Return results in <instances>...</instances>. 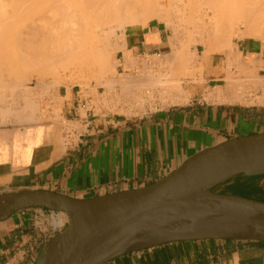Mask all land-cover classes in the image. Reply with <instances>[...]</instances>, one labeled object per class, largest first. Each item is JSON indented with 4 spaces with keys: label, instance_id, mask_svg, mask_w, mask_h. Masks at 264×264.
Wrapping results in <instances>:
<instances>
[{
    "label": "crops",
    "instance_id": "1",
    "mask_svg": "<svg viewBox=\"0 0 264 264\" xmlns=\"http://www.w3.org/2000/svg\"><path fill=\"white\" fill-rule=\"evenodd\" d=\"M124 48L136 54L167 51L168 35L154 23L134 24L125 29ZM237 50L248 60H264V41L244 38ZM219 60L212 57L206 65V81L217 79ZM189 91L185 102L124 116L93 115L81 108L79 89L58 87L62 120L76 127L63 129L66 143L50 123L0 130V191L36 188L89 198L135 188L161 178L204 146L247 133L245 128L264 130V103L211 102L199 90ZM216 190L259 196L264 193V175L236 178ZM48 213L42 207H28L0 221V264H33L52 231ZM258 243L178 241L101 264H264V244ZM6 253L11 257L5 262Z\"/></svg>",
    "mask_w": 264,
    "mask_h": 264
},
{
    "label": "water",
    "instance_id": "2",
    "mask_svg": "<svg viewBox=\"0 0 264 264\" xmlns=\"http://www.w3.org/2000/svg\"><path fill=\"white\" fill-rule=\"evenodd\" d=\"M258 175H264V130L204 146L135 188L89 198L36 188L0 191V221L28 207L68 215L41 243L33 264H101L188 240L264 242V200L216 190Z\"/></svg>",
    "mask_w": 264,
    "mask_h": 264
},
{
    "label": "bare ground",
    "instance_id": "3",
    "mask_svg": "<svg viewBox=\"0 0 264 264\" xmlns=\"http://www.w3.org/2000/svg\"><path fill=\"white\" fill-rule=\"evenodd\" d=\"M170 1L171 0H0V52H4L5 50L8 51L4 52V54L3 52L0 53V101H2V99L4 101V95H7L8 93V95H11L10 98L13 99L12 94L17 91H21L18 90L21 88L18 86V84H20L24 79H27V74L24 73L22 69L24 67L40 71L43 75L49 73V75L51 74V76H55V79H52L53 81L50 83L53 85H56V83H58L59 81V71L62 72L71 70L73 72V70L75 69L78 71L84 70L87 72L88 75L90 74L93 77H103V73H105L106 69H108V65H110L111 63L110 54L113 51V48H110L111 45L109 44V33L112 28L120 27L121 25L125 24L133 25L140 21H143L144 19L148 20L154 15H157L158 17H166V14H168V11L165 12L166 9L165 11H163L164 9L160 11L161 9H158L160 7H157V11L151 9V7L154 8V5L158 4L162 8L166 5V3H169ZM175 1H177V3L180 2L178 0ZM189 1L197 2V0H188V2ZM201 1H205L206 3L208 2V0ZM199 2L200 0H198L197 3ZM205 2L204 5H207ZM202 3H200L199 5L201 6ZM209 3L210 5L208 4L206 7L208 9L210 8L211 11L208 12L207 8L206 10L200 8L201 11L199 15L197 13V10L200 6L197 4L198 7H196L193 4L196 7H194V11L198 15V17L201 16V18H203L204 20L206 19L205 21H207L208 19H210V21L212 20V23L207 24L210 26L212 24L211 31L208 30L210 33L206 30L208 28H206L204 25L210 21H207L202 25L206 30L203 32H205L206 34L208 33V36L205 35L207 38L204 36L206 38L205 40H201V37L199 40V42L202 41L203 44L204 56H207L209 52L226 51L224 46H226L227 43L225 44V42H228L230 33H233L231 32L230 26L232 25L231 22L233 21L232 18L235 19L234 17H236V14L237 17L238 15L240 16L241 19L239 17L238 18L244 24L245 27L242 28V31H239V29L237 31L235 30V32H237L235 33L236 36H256L258 35L259 28L264 25V0H210ZM169 5L170 4H168V6ZM172 5L174 6L175 4L173 3ZM193 5L191 3L190 7H192ZM185 6L187 8L186 4ZM154 9H156V7ZM178 9L176 11H178ZM191 9H193V7L190 9L188 7V10L190 12ZM190 12L188 14L193 15ZM190 17L192 18V16ZM236 19L233 22H235ZM198 20L197 23L200 24H196L197 29L199 27H202L201 23L204 21L202 20V22H200L201 20H199L198 22ZM237 22H239V20ZM203 27L202 29L199 28L201 32L202 30H204ZM195 32L197 33V31ZM118 35L119 36L116 37H119L120 41H123L122 43L124 44V32L119 31ZM112 37L113 36H111V38ZM6 40H10L11 43ZM3 41L7 42H5V44L10 45V49L12 46V53L10 52V49H5L6 45L4 46ZM8 45L7 47H9ZM113 45L114 43H112V46ZM2 46L5 47V50ZM194 55L193 57H195ZM240 56L234 58L236 64L237 62L240 65L245 64L246 62L250 63L251 59H242ZM180 57L181 59H183L182 55ZM128 58L130 57L128 56ZM175 58L178 57H174V59ZM129 60H131L132 62V59ZM129 60L127 59V63L130 62ZM189 60L190 59H188V61ZM191 61L194 62V59H191ZM165 62L169 67L170 65H168V63L171 61L166 60ZM185 62H187L186 59ZM115 67L116 65L111 64V68L109 67L108 69H111V74L109 75V77L107 76L105 82H100L101 80L97 82L98 84L102 83L101 85L104 86L103 88H105L103 94L100 95L99 101L102 105H106V107L111 111H122L121 107L126 106V104L130 103L131 106H126L125 108H123L129 112L132 107L134 108L138 105L140 107V105L144 101H146V98L153 100L154 97H165V99L167 97L169 101L171 100L176 103L179 101L182 102V100L187 98L186 94L188 93H184L185 89L181 85L182 80L178 76L173 75L172 70L170 68L166 67L161 69V71L158 70L159 73L158 71L154 70H144V72L146 73H144L142 76H139L138 78H129L128 76L120 77ZM184 70L187 69L184 68ZM190 72L191 71H185V73L187 74H189ZM247 74L248 75H246V77H249V79H255V83H258L261 79L257 70L253 69L251 73L249 72ZM225 78V84L222 89H220L221 87H217L214 91H211V93H209L211 94L210 96L212 97V99L214 98L217 101L223 100L224 102L229 103L234 101H242L245 95H243L244 93H242L241 91L239 92L240 87L236 88L238 82V85H240L242 83V80L237 79V77L233 78L231 75H228ZM37 83L39 82L36 81L35 85H37L38 87ZM21 84L20 86H22ZM114 84H117L122 87L120 91V93L122 94L120 95L119 93L117 95V93L114 92V96L110 100V104H107V95L111 91L110 86ZM9 85L12 89L14 88V85L15 87L17 85L18 89L16 91L15 89H13L15 92L12 94V89V91L10 90L11 92L7 93L5 91V88L10 87ZM25 87H28L29 89L30 86ZM24 88L22 90H24ZM46 90L48 91L47 87H45V91ZM3 91L6 93L3 94ZM27 91L28 93L26 91L25 92L29 94V90ZM15 94L14 96L17 97V95ZM209 94L208 98H210ZM8 95L6 96V99L8 98ZM122 96L125 98L124 104L121 103ZM18 98L16 99L18 100ZM12 99L10 101L15 102L14 100L12 101ZM30 99H28V97L25 98V101H23L25 105L22 108L18 107L19 109H12L10 108V105V107H8V105H0V119L2 121H6V118L11 114L10 110H14L12 112V116L14 117L12 121L15 120V117L17 120H19L20 118H24L25 120L38 121L40 119V115H44L45 112L42 113L43 111H38V107ZM132 102H134V105L132 104ZM117 104L120 106H118ZM131 112L132 111H130L129 113ZM1 120L0 122H2ZM57 213V216H60L58 218L61 219H57L59 221L58 223L63 222L60 225L62 226L65 222L68 221V215L64 212ZM62 215H64L65 218ZM60 226L55 227L54 230L58 229ZM54 230L52 229V231Z\"/></svg>",
    "mask_w": 264,
    "mask_h": 264
},
{
    "label": "rangeland",
    "instance_id": "4",
    "mask_svg": "<svg viewBox=\"0 0 264 264\" xmlns=\"http://www.w3.org/2000/svg\"><path fill=\"white\" fill-rule=\"evenodd\" d=\"M178 1H180V2L177 3V1L171 0L169 3H166V5L163 6L165 8H163V7L161 8V6L158 5V4H156V2H155V4L158 5V6L154 5L156 7V9H154L155 7L154 8L151 7V9L157 10V7H160V8H158L159 10L161 9L160 11H162V9H164L163 11H165V9H166L165 12L168 11L167 12L168 14H166V17H161V16L158 17L157 15H154L155 17L152 16V17H150V19H148V20L147 19L146 20L144 19L143 21H140V22H138L136 24L154 23V24H157L158 26L164 28V30L166 31V33L168 35V40H169V48H168L167 51L160 50V52H161V54L163 56V63H161L160 66H161L162 69L163 68H166V67L167 68H170L172 70V74L178 76L182 80L181 85L185 89L184 90V93H186V92L188 93V94H186V96H187V98H185L186 100L184 99L185 101H187V99H188V97L190 95V91L189 90H191V89L192 90H199L200 92H202L203 93L202 96H204V98L206 100H209V101H211V100L217 101L214 98L212 99V97L210 96L211 94H209V93H211V91H214L217 87L218 88L221 87L220 89H222V87H224V84H225V80H226L225 77L228 76V75H231L233 78L234 77L235 78L237 77V79H241V77H244V76L248 75L247 73H249V72L251 73V71L254 69V70H257L259 72V76H260V70H261V67L264 65V60H262V59L253 60L252 59L251 60L252 62L250 61V63L249 62H246L245 64H241L240 65L238 62H237V64L235 63V59L234 58L235 57H239L241 55L240 57L242 59H246L241 54V51L237 50V43H238L239 40L244 39V38H247V39H251V40H253V39L255 40L256 39V40L264 41V25H262L259 28L258 35H256V36H245V37H241L239 35L236 36L235 33H237V32H235V30L237 31L239 29V31H242V28H245V27H244V24L240 21L241 18H240L239 15H238V17L240 19L237 17V14H236V17L239 20V22H237L238 20L236 19V17H234L232 15L236 19V21L233 22L235 20L233 18H232L233 21L231 20L232 21L231 22L232 25L230 27H231V32H233V33L232 34L230 33L228 42L227 41L225 42V44L227 43V45L224 46L225 49H226V51L209 52V54L207 56H204V54H203V44H202V41L199 42V40H200V37H201V40L202 39L205 40L207 38L206 36H208L207 35L208 33L206 34L203 31H206V30L207 31L208 30L211 31L212 24H211V26L210 25H207V24L208 23H212V20L210 21V19H208L207 21H210V22H207V21H205L206 19L204 20L203 18H201V16L198 17V15L200 14L201 9L206 10V8H207L206 6L208 4L210 5V3H209L210 0H208L207 3L204 1L207 5H204V2L201 1V0H200L199 3H197L198 0H197V2L196 1H192V2L189 1L190 2V5H189L188 0H186V1L185 0H178ZM173 3L175 4L174 6L172 5ZM191 3H192V5L194 4L196 7H198V5L200 3H202L201 6L199 5L200 7H198L199 8L198 10L195 9V10H197L198 15L194 11V7H195L194 5L192 6L193 9H191V12L188 10V7H189V9L192 8V7H190L191 6ZM168 4H170V5L168 6ZM185 4L187 5V8H186ZM179 5L180 6L182 5L181 7L183 8V10H182V8ZM178 8H180V9H178ZM177 9H178V11H176ZM184 11H189L193 15H189L188 14L189 12H184ZM207 11L208 12L211 11L210 8L209 9L207 8ZM190 16H192V18ZM196 16H197V18H196ZM198 19L201 20L200 22H202V20H204L201 23V26L204 23L207 22L204 25L208 29L205 30V28L202 26L204 28V30H202V32H201L200 29H202V27L201 28L199 27L200 28V29L198 28L200 30V32H199V30L196 28L197 27L196 24H198V25L200 24V23H197V20ZM214 19H213V21H214ZM199 20H198V22H199ZM129 26H131V24L121 25L120 27H113L112 30L109 33V37L110 38H111V36H113L111 39L109 38V40H110V43L109 44L111 45L110 48H113V51L110 54V61H111V63L109 62L110 65H108V69H109V67L111 68V64H113V65H116V67H115L116 68V71H121L120 67H118V59H119L120 56H123L124 58H126L125 62H126L127 65H132L131 63H133V60L131 62V60H129V59H133L132 56L135 57L137 54H140V53H137V54L136 53H132L131 51L126 50L124 48V44L122 43L123 41L121 42L120 41V38L119 37L118 38L116 37V36H119L120 35V34L118 35L119 31L120 32L121 31L125 32V29L127 27H129ZM193 26H194V28H193ZM195 28H196V30H195ZM194 30L197 31V33ZM114 35H115V37H114ZM6 41H9V43H11L10 40H6ZM5 42L3 44H4V46L6 45L5 46L6 48L2 46L3 49L4 48L5 49H10V45L5 44ZM112 43H114L113 46H112ZM7 45L9 47H7ZM3 49H1V50H3ZM11 49H12V46H11ZM175 50L178 51V52H176ZM155 51H159V50H155ZM2 52H0V53H2ZM4 52H8V51L5 50ZM4 52H3V54H4ZM10 52L12 53V50ZM151 53H153V52H149L148 54H151ZM181 55H182V58L183 59H181V57H180ZM193 55L195 57H193ZM222 55L225 56L230 62H234V64H235L234 65L235 66V71H231L232 69L230 70V68H231L230 64H228L227 66H223L220 63V61H221V59H220L219 64H218V68L215 70L216 75H214L217 79L216 80H212V81H206L207 78L204 77V72L206 70V65L210 63V60H211L212 57L215 58V60H217L218 57L221 58ZM128 56L131 57V58H128ZM140 57H141V55H140ZM174 57H178L179 59L178 58H175L174 59ZM127 59L130 61L129 63H127ZM185 59H186L187 62H185ZM188 59H190V60L188 61ZM191 59L192 60L194 59V62L191 61ZM166 60L171 61V62L168 63V65H170L169 67L167 66V63L165 62ZM246 60H248V59H246ZM229 66H230V68H229ZM183 67L186 68L187 70H184ZM22 69H23V72L27 74V79H28V77H29V79L28 80L27 79H24L21 82L22 84L21 83L20 84L23 86V88L25 86H30L29 89H28V87H25L26 90L24 88V90L27 93H28L27 90H29V94H27L24 90H22L23 88H22V86H20V84H18V86L21 87L22 89L21 88L18 89L17 85H16L17 88L14 85V88L13 89H15V91L17 89L18 90H21L22 93H21V91L20 92L19 91L15 92L11 88V86L9 85L10 87L5 88V91L8 93V92H11L13 90L11 92V94L14 93V92L17 93V94L14 93L15 95H17V97L14 96V94H12L13 95V99H12V98H10L11 95H8L9 94L8 93L7 94L8 95V98H7L8 100L6 99V96L7 95H4V97H5L4 98V101L5 102L2 99V101H0V103H1L0 105L1 106H7L8 105V107L11 106L10 108H12V109L13 108L14 109L15 108L16 109H19L18 107L22 108L25 105L23 103V101H25L24 99L28 97V99L31 98L30 100H32L33 103L38 107V111L39 110H40V112L43 111L42 113L45 112L46 114L44 113V115H40V119L38 121H36V120H33V121L25 120L24 118H22V119L20 118L21 120L20 119L17 120L16 117H15V120L12 121V119H14V117L12 116L13 115L12 112L14 110H10L11 111V114H10L11 116L9 115L6 118V121L5 120L2 121L0 119L2 122H4V123L0 122V130L11 129V128L18 129V128L22 127V126L34 125V124H38V123H46V124L50 123V124H55L56 125L57 132L59 133L61 143H63V142L66 143L67 142V137H66L67 136L66 135L67 133H65V131L72 130L76 126L71 121H68V120H65V119L62 120V116H61L62 115L61 114L62 99L59 98V97H57V95H56L57 94V88L60 87V86H74L76 89H79L80 88L81 91H82V93H83V94H81V97L82 98L90 97L91 100L92 99H95V102H94V100H92V101L91 100H88V101H91V103H89L87 107L93 106L94 107V111L96 113L103 112L102 115H104V114H110V115L114 114V115L134 116V115H139V114H141V113H143L145 111L152 110L156 106L168 105V104H174V103H176V102L171 101V100L169 101V99L167 100V97H166V99H165V97L164 98H158V97L157 98L156 97L153 98L152 97L153 100H150L149 98L148 99L146 98V101H144L140 105V107H139L138 104H136L138 106L137 107L135 106V107L137 108L138 111L136 110L135 107H134L135 109L132 107L136 112L132 108L129 110V112L132 111L131 113H129L127 110L123 109L126 106H131L130 103L126 104V106L121 107L122 108V111H116L115 112V111H111L110 109H108L106 107V105H101L100 106L98 103H96V101L99 102L100 95H102L103 92H104V90H105V88H103L104 86L101 85L102 83L101 84L100 83L98 84L97 82L100 81V80H101L100 82H105L106 79H107V76L109 77V75L111 74V71H110L111 69L110 70L106 69L105 73H103V77H100V78L99 77L98 78L93 77L90 74L88 75L87 72L84 71V70L83 71H78V70L75 69V70H73V72L71 70L62 71V72L59 71L58 74H59V77L60 78L58 79L59 81H58V83H56V85L50 84L55 79V76H53V75L51 76V74L49 75V73L48 74L46 73V75L45 74L43 75V74H41L40 71H36L35 69H31V68H28V67H26V68L24 67ZM159 69L160 68H158V70ZM153 70L154 71H157V69L156 70L153 69ZM128 71H130V70H128ZM185 71H191L189 73L190 75L187 74V73H185ZM77 73L79 75L80 74L81 75L79 76ZM158 73H159V71H158ZM231 73H233V74H231ZM226 74H228V75H226ZM36 81L40 83V84L37 83L38 84V87H37V85H35L36 84ZM238 84H239V82H238ZM238 84H237V87L236 88L240 87L239 88V92L241 91L243 93V90H241V89H243V88H241L242 87V83L240 85H238ZM116 85L117 84H114V85L110 86V90L111 91L107 95V101H106L107 104H110V100L114 96V92H116L117 95L120 93L119 92L120 89ZM45 87H47L48 91L47 90L45 91ZM6 92L3 91V94H5ZM23 92H24V95H23ZM208 94H209V97L210 98H208ZM19 95H23V96H19ZM120 95H121V93H120ZM243 95H245L246 97L244 96L243 97L244 99H242V101H234L233 103H241V104H245V105H250L252 103H258V104H263L264 103V97L263 96H260V97L258 96L257 98L255 97L257 99L256 100L255 98L252 99V98L248 97L247 96L248 93H246V94L244 93ZM18 96H19V98H18ZM14 97L18 98V100L16 98H14ZM261 98H262V100H261ZM11 99H12V101L14 100L15 102H11L10 101ZM184 100H182V102H185ZM213 101H211V102H213ZM179 102H181V101H179ZM179 102H177V103H179ZM217 102H224V101L222 100V101H217ZM121 103L122 104L125 103V98L123 96L121 98ZM133 103L134 102H132V104ZM118 106H120V105H118ZM126 109H128V108H126ZM83 113H84V111H83ZM8 119L11 120L12 122L9 121ZM5 122H7V123H5ZM63 129H65V131ZM243 130L245 132L255 131L253 127H250L249 129L248 128H245ZM32 189H34V188H32ZM250 195H252L251 197H253V198H257V199L264 200V193L260 194L259 196H255L253 194H250ZM48 212H49L48 215H50L49 216V226L51 227V229L54 230L55 227L60 226L63 222L62 223L61 222L58 223L59 221L57 219H59L58 217H60L59 215L57 216L58 213L50 212V211H48ZM62 216L65 218L64 215H62ZM51 220H53V221H51ZM59 220H61V219H59ZM64 222H65V219H64ZM14 251L15 250L12 251L11 255L13 254ZM6 255H7V258H5L4 255L2 257V258H4V261L5 262H6L5 259H8V258L11 257V255L9 253H6Z\"/></svg>",
    "mask_w": 264,
    "mask_h": 264
},
{
    "label": "built area",
    "instance_id": "5",
    "mask_svg": "<svg viewBox=\"0 0 264 264\" xmlns=\"http://www.w3.org/2000/svg\"><path fill=\"white\" fill-rule=\"evenodd\" d=\"M140 55H141V57H140ZM132 58H133L132 59L133 63H131L132 65H127L125 62L126 58H124L123 56L119 57L118 67H120L121 71H118L117 73H118V75H120V77L128 76L129 78H138L139 76H142L144 73H146V72H144V70L152 71L153 69H157V71H158V68H160L159 70L162 69L160 65L163 62V56H162L160 51H155L151 54H148V53L137 54L135 57L132 56ZM220 59H221V61L220 60L219 61L223 66H227L228 64H230V66H231V68L229 66L230 70L232 69L231 71H235L234 62H230L223 55L221 56ZM128 70H130V71H128ZM260 77H261V79H260L259 83H255V79H253V78L249 79V77H246V76L241 77V80L243 81L242 82L243 93H245V94L248 93L247 96L252 98V99H254L255 97H258V96L264 97V66L261 67ZM117 86L120 89L119 90V92H120L122 87L119 85H117ZM81 94H83V93H82L81 89L79 88V95H80L81 101L83 103L81 108H85L86 111H89L93 115H98V114L103 113V112L96 113L94 111L93 106L87 107L88 104L91 103L92 100H94V102H95V99L91 100L90 97L82 98ZM88 100H91V101H88ZM96 103H98L100 106L102 105L100 101L99 102L96 101ZM168 105H171V104H168ZM168 105L156 106L153 109L162 108V107H165ZM250 105L255 106V105H260V104L252 103Z\"/></svg>",
    "mask_w": 264,
    "mask_h": 264
},
{
    "label": "trees",
    "instance_id": "6",
    "mask_svg": "<svg viewBox=\"0 0 264 264\" xmlns=\"http://www.w3.org/2000/svg\"><path fill=\"white\" fill-rule=\"evenodd\" d=\"M258 244H264V242H259Z\"/></svg>",
    "mask_w": 264,
    "mask_h": 264
}]
</instances>
